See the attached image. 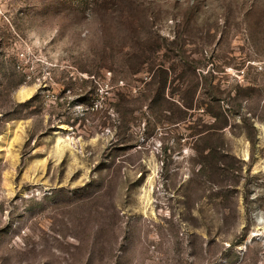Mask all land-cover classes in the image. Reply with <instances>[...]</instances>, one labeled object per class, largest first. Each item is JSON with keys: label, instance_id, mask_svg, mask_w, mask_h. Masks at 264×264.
Instances as JSON below:
<instances>
[{"label": "rangeland", "instance_id": "1", "mask_svg": "<svg viewBox=\"0 0 264 264\" xmlns=\"http://www.w3.org/2000/svg\"><path fill=\"white\" fill-rule=\"evenodd\" d=\"M0 264H264V0H0Z\"/></svg>", "mask_w": 264, "mask_h": 264}, {"label": "trees", "instance_id": "2", "mask_svg": "<svg viewBox=\"0 0 264 264\" xmlns=\"http://www.w3.org/2000/svg\"><path fill=\"white\" fill-rule=\"evenodd\" d=\"M145 59H143L141 63H145L144 62ZM158 74H155L152 76L151 79L147 78L146 80L143 81L144 85L142 87H139V89L136 92V95L138 94V96L136 97L138 99V101L143 102L144 105H146V103L148 104V101H150V104H148V108L152 111V109H155V105H157V102L162 101V103H168L169 102V98L167 97L166 94V85L165 83L167 82V77H168V72L166 71H157ZM162 72V73H161ZM159 79L163 80V85L160 84ZM157 85H159V88H154L157 87ZM129 91V92H128ZM134 90L130 91L127 89L128 93H119V101H121L120 103H122V101L124 102H128V100H131V98H133L132 93ZM119 105V104H118ZM187 108H190L191 106H186ZM126 116V114H123ZM138 120V118H137ZM121 127V126H120ZM214 129V128H213Z\"/></svg>", "mask_w": 264, "mask_h": 264}]
</instances>
